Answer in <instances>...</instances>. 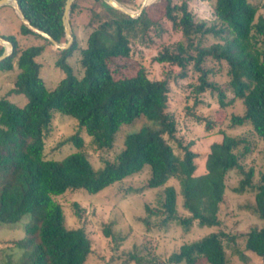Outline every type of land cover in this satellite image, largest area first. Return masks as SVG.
<instances>
[{
  "label": "trees",
  "instance_id": "16d2710c",
  "mask_svg": "<svg viewBox=\"0 0 264 264\" xmlns=\"http://www.w3.org/2000/svg\"><path fill=\"white\" fill-rule=\"evenodd\" d=\"M17 1L32 26L59 43H67L63 24L67 0ZM93 1L98 7L102 3L107 6L110 14L99 11L96 4L89 8L91 31L84 48L74 33L70 48H55L26 26L16 13L19 34L38 38L45 44L25 45L14 33L0 32L14 47L12 54L0 61V70L18 68L12 89L7 96L0 97V225L18 223L31 216L24 225L23 238L15 243L23 250L20 259L4 264H87L93 251L88 232L67 227L64 210L56 197L68 190L101 192L142 172L146 166L150 167L147 187L164 188L159 228L176 223L188 232L195 222L201 226H220L226 181L234 170L243 175L236 193L254 191L255 212L264 223V171L254 185V168L246 171L242 165L252 152L250 143L219 129L222 141L211 145L206 171L197 175L193 143L181 142L177 121L169 111L172 74L152 79L146 67L139 64L133 77L115 79L108 66L112 58H131L133 42L151 40L152 32L162 36L167 21L181 33L182 39L175 46L164 47L153 61L179 68V78H186L192 67L199 75L197 84L191 85L195 105L207 93L217 96L222 110L240 103L242 113L225 119L231 127L251 126L264 143V16L258 15L259 4L252 0H214V20L210 22L198 19L187 1L181 4L162 1L165 9L159 18L156 9L163 4L159 0L150 3L138 18L113 8L106 0ZM76 8L74 1L70 20ZM206 37L216 41L205 45ZM50 46L59 54L57 66L66 74L54 88L45 85L43 65L38 60ZM79 48L84 69L81 79L75 77L73 68L67 64L68 57ZM4 52L5 47L0 44V57ZM209 60L227 65L229 79L225 84L211 78L216 70L206 67ZM12 94H23L27 103L11 102ZM55 113L75 118L98 149H112L123 127L142 125L125 134L124 148L115 162H106L96 170L81 151L83 140L78 135L68 140L78 151L60 160L45 157L46 139ZM214 126L215 122L209 118L206 128L212 130ZM172 142H178L181 153L175 151ZM242 146L244 150L240 151ZM173 180L178 182L180 192L170 184ZM179 194L186 216L178 210ZM104 235L112 236L115 242L122 239L113 236L109 227L104 228ZM228 238L221 231L197 242L184 243L161 264H198L199 260L205 264H229L224 244ZM246 250L264 263V224L247 234ZM238 253L243 254L239 250ZM157 261L130 253L124 264H157Z\"/></svg>",
  "mask_w": 264,
  "mask_h": 264
},
{
  "label": "rangeland",
  "instance_id": "374dc122",
  "mask_svg": "<svg viewBox=\"0 0 264 264\" xmlns=\"http://www.w3.org/2000/svg\"><path fill=\"white\" fill-rule=\"evenodd\" d=\"M77 8L72 14V32L75 34L81 48L87 46V40L91 28L89 26V8L96 4L93 0H75ZM118 1V0H117ZM144 0H119L131 12H137ZM163 3L165 0H159ZM163 1V2H162ZM181 4L187 1L191 11L200 20L212 21L214 0H174ZM259 4L258 15L264 16V0H252ZM156 2L152 0L151 4ZM98 10L110 14L109 9L103 3ZM165 3L156 9L157 17H161L164 12ZM11 6L0 8V32L3 34H15L18 40L28 44H45L38 38L23 37L19 34V16ZM18 18H17V16ZM166 30L162 36H157L156 32L151 33V40L145 43L133 42L131 58H112L108 61V66L115 79L133 77L142 64L146 67L152 79H164L169 74L171 93L169 111L174 115L178 124V137L186 145L193 143L192 150L197 154L195 163L197 165L196 174L200 175L206 171V161L213 143L221 142L222 136L217 132L223 128L226 132L240 139L246 140L252 146V152L246 156L242 165L246 171L251 168L255 170L253 179L254 185L260 180V175L264 171V143L253 132L251 126L231 127L225 119L232 114H240L243 108L240 103L227 110H222L218 105L217 96L209 93L202 95L199 105H195L196 96L191 85L197 84L198 74L194 73L192 67L188 69L186 78H179L180 69L168 64H158L153 61L157 54L164 47L175 46L182 39V35L172 28V24L165 21ZM67 37V36H66ZM216 40L206 37L203 41L205 45H210ZM21 43V44H22ZM81 48L68 57L67 64L73 68V73L77 79L84 76V69L81 65ZM58 53L52 47L46 48L42 56L38 59L43 65L42 78L45 85L54 88L66 74L57 66ZM207 68L216 70V74L211 78L219 81L222 85L228 81L227 65L209 60ZM16 71L0 70V97L7 96L13 87ZM11 102L17 105H24L28 99L23 94H12L9 96ZM201 118L202 121L198 119ZM211 118L215 122L212 130L206 128L207 120ZM225 119V120H224ZM142 123L135 127H123L117 136L116 143L112 149H98L92 138L81 129L75 118L55 113L50 134L46 139L45 157L47 159L60 160L67 155L78 151L77 146L68 140L78 135L83 140V151L93 167L98 170L103 168L106 162H115L117 156L124 148L123 142L125 134L140 128ZM177 153H181L178 142L171 143ZM244 147L240 148L243 151ZM150 178V167L122 181L116 182L101 192L89 193L86 190H68L63 195L56 197L62 205L66 217V225L70 229L84 228L92 241V254L87 264H124L128 259V254L136 253L145 260L155 258L157 264L166 261L170 255L180 249L184 243L197 242L204 237L219 233L221 231L228 235V240L224 242L229 264H264L262 259L254 253L246 250V236L252 229H260L263 221L255 212L254 191L248 190L243 194L236 193V188L243 178L237 170L231 171L227 177L226 200L221 206L219 218L220 226H201L197 222L187 232L176 223L167 227L159 228L158 222L162 218V198L164 188L149 189L147 187ZM178 192L180 186L177 181L170 182ZM178 210L180 215L187 213L182 207V197L179 194ZM31 220V216L24 217L20 222L14 224L0 225V264L13 260L18 261L22 251L15 243L24 236V225ZM148 222L149 225H148ZM109 227L113 236L122 238L115 242L111 237L104 235V228ZM234 238V241L232 240ZM238 250L243 254L240 255ZM135 264V263H127ZM198 264H205L204 260H199Z\"/></svg>",
  "mask_w": 264,
  "mask_h": 264
},
{
  "label": "water",
  "instance_id": "95a60500",
  "mask_svg": "<svg viewBox=\"0 0 264 264\" xmlns=\"http://www.w3.org/2000/svg\"><path fill=\"white\" fill-rule=\"evenodd\" d=\"M75 0H67L66 7H65V12L63 16V24L65 27V32L67 36V43H59L57 42L53 37H51L49 34L35 28L30 24V22L26 19L25 15L23 14V11L20 8L19 2L17 0H0V8L4 6H11L15 9L17 15L19 16L20 20L28 26L32 31H34L37 34H40L47 40H49L55 48L57 49H68L71 47V45L74 42V35L72 32V26H71V20H70V14H71V9L73 6ZM152 0H144L142 2V5L140 9L137 12H131L129 9H127L124 5L119 3L117 0H106V2L111 5L113 8L130 15L132 18H138L142 12L150 5ZM0 44L5 47V52L4 54L0 57V61L7 58L10 56L13 52V44L4 39L3 37L0 36Z\"/></svg>",
  "mask_w": 264,
  "mask_h": 264
}]
</instances>
